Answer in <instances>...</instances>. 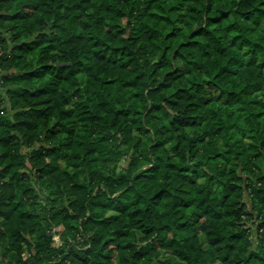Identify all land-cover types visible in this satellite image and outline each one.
Returning a JSON list of instances; mask_svg holds the SVG:
<instances>
[{
	"label": "trees",
	"instance_id": "obj_1",
	"mask_svg": "<svg viewBox=\"0 0 264 264\" xmlns=\"http://www.w3.org/2000/svg\"><path fill=\"white\" fill-rule=\"evenodd\" d=\"M0 89L8 264H264V0H0Z\"/></svg>",
	"mask_w": 264,
	"mask_h": 264
},
{
	"label": "rangeland",
	"instance_id": "obj_2",
	"mask_svg": "<svg viewBox=\"0 0 264 264\" xmlns=\"http://www.w3.org/2000/svg\"><path fill=\"white\" fill-rule=\"evenodd\" d=\"M0 93L2 94V96H4L5 97V95H6V91L5 90H1L0 89ZM123 150H125V152H127V148L126 147H123L122 148ZM124 162L125 161H123L122 163H121V165H124ZM251 225V223H249V226ZM251 228H252V234H253V240H254V242L256 241V227L255 226H253V225H251ZM56 236V235H55ZM54 236V237H55ZM59 237V236H58ZM199 237H200V239H201V241H202V246H203V248L204 249H207L208 248V242H207V239H206V236L205 235H203V234H200L199 235ZM3 250L2 249H0V264H8V261H5L4 259H3ZM25 257H29V254H30V251L27 249L26 251H25ZM10 258V257H9ZM161 258L165 261H168V262H172L173 261V258L170 256V255H168V254H164L163 253V255L161 256ZM213 263V262H212ZM211 263V264H212Z\"/></svg>",
	"mask_w": 264,
	"mask_h": 264
},
{
	"label": "built area",
	"instance_id": "obj_3",
	"mask_svg": "<svg viewBox=\"0 0 264 264\" xmlns=\"http://www.w3.org/2000/svg\"><path fill=\"white\" fill-rule=\"evenodd\" d=\"M53 240L55 241V246L56 247H60L62 245L60 237H58V235H56Z\"/></svg>",
	"mask_w": 264,
	"mask_h": 264
}]
</instances>
